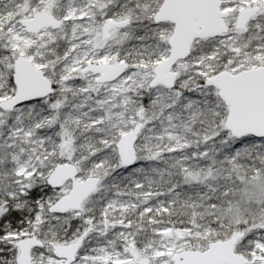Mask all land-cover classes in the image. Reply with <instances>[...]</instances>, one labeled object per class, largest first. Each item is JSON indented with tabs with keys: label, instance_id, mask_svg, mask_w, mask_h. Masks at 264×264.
I'll use <instances>...</instances> for the list:
<instances>
[{
	"label": "snow or ice",
	"instance_id": "6c2138e0",
	"mask_svg": "<svg viewBox=\"0 0 264 264\" xmlns=\"http://www.w3.org/2000/svg\"><path fill=\"white\" fill-rule=\"evenodd\" d=\"M0 264H264V0H0Z\"/></svg>",
	"mask_w": 264,
	"mask_h": 264
}]
</instances>
